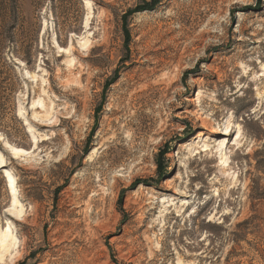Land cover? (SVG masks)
Listing matches in <instances>:
<instances>
[{"label":"rangeland","instance_id":"374dc122","mask_svg":"<svg viewBox=\"0 0 264 264\" xmlns=\"http://www.w3.org/2000/svg\"><path fill=\"white\" fill-rule=\"evenodd\" d=\"M19 4L0 156L26 211L2 214L0 171L1 263L264 264V0Z\"/></svg>","mask_w":264,"mask_h":264},{"label":"bare ground","instance_id":"6f19581e","mask_svg":"<svg viewBox=\"0 0 264 264\" xmlns=\"http://www.w3.org/2000/svg\"><path fill=\"white\" fill-rule=\"evenodd\" d=\"M84 2L86 6L90 5L88 1ZM85 26H87V22H85ZM52 44H55V46H57V39L55 35L52 36ZM15 116L24 123H27L28 121L21 108H17ZM25 132L29 137L32 138V147L29 151L14 147L8 143H4V147L14 159L28 156L30 153L36 150V141L34 139V136L32 135L33 131L31 127L27 126ZM6 165L7 162L2 156H0V171L3 170L2 175L9 197L7 207L4 208L3 211L0 209V211H2V214L10 217L15 222H22V219L25 217V205L20 199L19 189L15 178L9 172L4 170ZM0 221H2L1 216ZM4 222L5 228H3V224L0 223V263L3 262L6 257H9L11 259L13 257V254H17V250L19 249L17 238L13 235L12 232L13 228L11 229V225L10 223H8V221L5 220Z\"/></svg>","mask_w":264,"mask_h":264},{"label":"trees","instance_id":"16d2710c","mask_svg":"<svg viewBox=\"0 0 264 264\" xmlns=\"http://www.w3.org/2000/svg\"><path fill=\"white\" fill-rule=\"evenodd\" d=\"M19 2L20 0H0V63H6V55L10 52L29 61L30 51L22 49L27 21Z\"/></svg>","mask_w":264,"mask_h":264}]
</instances>
